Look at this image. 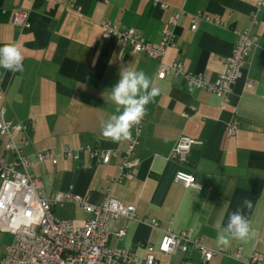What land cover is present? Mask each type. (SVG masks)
Segmentation results:
<instances>
[{"label": "crops", "instance_id": "obj_1", "mask_svg": "<svg viewBox=\"0 0 264 264\" xmlns=\"http://www.w3.org/2000/svg\"><path fill=\"white\" fill-rule=\"evenodd\" d=\"M155 1L0 0V47L15 42L25 57L22 73L0 69L6 118L29 125L30 144L23 154L30 160L38 153L63 148L93 146L123 151L125 141L112 142L101 135L102 123L115 113L111 88L120 79L121 70L144 71L160 92L147 105L136 149L139 165L132 181L112 182L119 173L117 161L103 165L85 156L79 161L60 158L56 165L34 166L30 172L41 180L46 195L70 191L99 205L110 194L133 205L138 220L111 221L108 244L139 257L144 256L142 247L148 245L156 264H200L193 251L159 254L164 231L191 230L206 247L216 249L214 225L218 221L226 224L229 214L247 197L253 206L245 215L255 235L246 243L233 240L224 249L232 252L241 246L245 257L258 254L264 260V9H256L258 0H164L165 10ZM17 8L29 12V29L11 25V12ZM179 11L184 14L172 28L174 47L167 50L163 62L181 63L186 72L203 75L209 82L226 69L225 59L236 39L233 30L247 31L256 39L242 76L223 107L211 93L188 91L181 76L156 79V60L122 48L114 39L102 38L99 23L108 21L119 29L133 28L145 40L159 43L164 24ZM196 12L218 17L226 27L200 22L196 31H191ZM249 80L252 85L247 88ZM183 113L189 117H182ZM232 120L237 122V131L229 137L224 128ZM181 137L201 143L192 146L183 168L166 160ZM0 158L11 159L1 143ZM179 169L195 177L197 189L174 183ZM55 214L76 225L85 220L75 205L56 208ZM142 219L156 220L159 228L152 229ZM121 230L125 233L119 237ZM11 239L9 234L0 233V259ZM211 264L243 263L216 256Z\"/></svg>", "mask_w": 264, "mask_h": 264}, {"label": "built area", "instance_id": "obj_2", "mask_svg": "<svg viewBox=\"0 0 264 264\" xmlns=\"http://www.w3.org/2000/svg\"><path fill=\"white\" fill-rule=\"evenodd\" d=\"M155 2L162 10L168 7L164 0ZM256 9H264L262 0L257 1ZM183 14V11H179L168 19L162 28L159 43L145 40L133 28L119 29L108 21L100 22L99 26L103 39H114L122 48H129L135 54L156 60V79L162 80L170 74L181 76L188 91L202 90L211 93L220 99V107H223L229 101L233 85L242 76V70L250 50L256 45V39L250 37L247 31L233 30L236 39L231 54L225 59L226 69L214 82H209L203 75L186 72L181 63L169 65L163 62L167 50L174 47L172 28ZM200 22H212L226 27L220 18H210L196 12L192 17L190 30L196 31ZM10 23L21 30L29 29V12L20 8L14 9ZM251 85L250 80L246 82L247 88ZM262 99L264 100V93ZM2 101L0 86V143L2 149L11 156L10 160L0 158V233L12 237L0 264H156L154 251L148 245L142 247L144 256L139 257L128 250L113 248L108 244L111 221L120 218H125L128 222L138 220L133 205L121 203L110 194L99 205H94L87 197L70 191L46 195L41 180L30 172L34 166L43 169L47 163L56 165L60 158L79 161L85 156L89 161H97L103 165L117 161L119 173L112 182L132 181L133 171L139 165L136 149L140 144L145 118L138 128L133 129L132 139L125 141L126 147L123 151H104L93 146L79 150L63 148L60 152L49 150L38 153L30 160L23 154V150L30 144V127L28 124L8 120ZM190 110L194 112L195 108L191 107ZM182 117L188 118L189 115L183 113ZM224 131L227 136H234L237 122L232 120L226 123ZM200 144L198 141L181 137L166 160L173 161L183 168L187 165L192 146ZM174 183L185 189L198 188L195 177L184 169L176 171ZM67 205H75L81 209L85 215L81 224L76 225L56 216L55 209ZM142 222L148 223L152 229L159 228V223L154 219H142ZM124 233L125 231L121 230L118 236L122 237ZM157 251L162 255L176 252L186 254L193 251L198 255L200 264H211L216 256L231 258L243 264H264L258 254L245 257L241 246L232 252H227L222 247L208 248L201 238L193 236L191 230L174 233L171 229H166ZM183 264L193 263L186 261Z\"/></svg>", "mask_w": 264, "mask_h": 264}, {"label": "clouds", "instance_id": "obj_3", "mask_svg": "<svg viewBox=\"0 0 264 264\" xmlns=\"http://www.w3.org/2000/svg\"><path fill=\"white\" fill-rule=\"evenodd\" d=\"M24 59L19 44L13 42L0 47V69L13 74L22 73ZM159 92L160 89L154 86L153 80L144 71L132 68L121 70L120 79L110 92L115 113L102 123V137L112 142L131 140L133 129L141 124L147 115V105L154 102ZM252 206V201L244 197L229 214L226 224L218 221L214 225L218 247L228 248L233 240L246 243L255 235L251 222L245 215L246 210Z\"/></svg>", "mask_w": 264, "mask_h": 264}, {"label": "rangeland", "instance_id": "obj_4", "mask_svg": "<svg viewBox=\"0 0 264 264\" xmlns=\"http://www.w3.org/2000/svg\"><path fill=\"white\" fill-rule=\"evenodd\" d=\"M67 208H68V207H67ZM67 208H66V210L69 209V208H68V209H67ZM58 216H59V217H63V214L59 212V213H58Z\"/></svg>", "mask_w": 264, "mask_h": 264}]
</instances>
